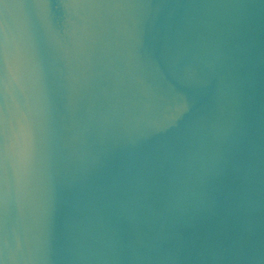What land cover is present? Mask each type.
<instances>
[{
    "label": "water",
    "instance_id": "1",
    "mask_svg": "<svg viewBox=\"0 0 264 264\" xmlns=\"http://www.w3.org/2000/svg\"><path fill=\"white\" fill-rule=\"evenodd\" d=\"M0 264H264V0H0Z\"/></svg>",
    "mask_w": 264,
    "mask_h": 264
}]
</instances>
